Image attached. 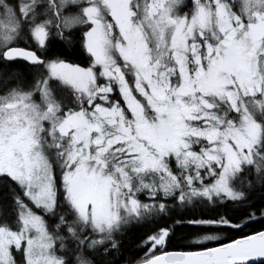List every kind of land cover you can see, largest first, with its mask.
I'll return each instance as SVG.
<instances>
[{
  "label": "snow or ice",
  "instance_id": "obj_1",
  "mask_svg": "<svg viewBox=\"0 0 264 264\" xmlns=\"http://www.w3.org/2000/svg\"><path fill=\"white\" fill-rule=\"evenodd\" d=\"M0 264H264V0H0Z\"/></svg>",
  "mask_w": 264,
  "mask_h": 264
},
{
  "label": "trees",
  "instance_id": "obj_2",
  "mask_svg": "<svg viewBox=\"0 0 264 264\" xmlns=\"http://www.w3.org/2000/svg\"><path fill=\"white\" fill-rule=\"evenodd\" d=\"M83 66V65H82ZM254 227H259V224H254L253 225ZM245 231H251V229L249 228V229H245Z\"/></svg>",
  "mask_w": 264,
  "mask_h": 264
}]
</instances>
